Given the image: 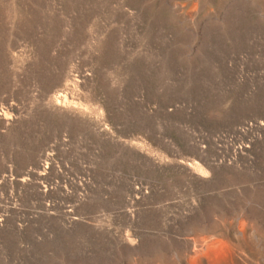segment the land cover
<instances>
[{
    "label": "rangeland",
    "instance_id": "rangeland-1",
    "mask_svg": "<svg viewBox=\"0 0 264 264\" xmlns=\"http://www.w3.org/2000/svg\"><path fill=\"white\" fill-rule=\"evenodd\" d=\"M0 264H264V0H0Z\"/></svg>",
    "mask_w": 264,
    "mask_h": 264
}]
</instances>
